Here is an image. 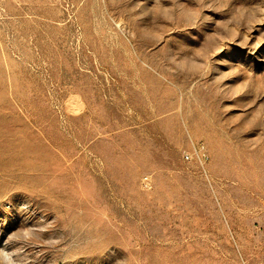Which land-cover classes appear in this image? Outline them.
Masks as SVG:
<instances>
[{"label": "rangeland", "instance_id": "374dc122", "mask_svg": "<svg viewBox=\"0 0 264 264\" xmlns=\"http://www.w3.org/2000/svg\"><path fill=\"white\" fill-rule=\"evenodd\" d=\"M0 264H264V0H0Z\"/></svg>", "mask_w": 264, "mask_h": 264}, {"label": "built area", "instance_id": "2783aa9c", "mask_svg": "<svg viewBox=\"0 0 264 264\" xmlns=\"http://www.w3.org/2000/svg\"><path fill=\"white\" fill-rule=\"evenodd\" d=\"M196 150V149H195ZM202 150L200 151H195L194 153L201 159V157H203L202 153H201Z\"/></svg>", "mask_w": 264, "mask_h": 264}]
</instances>
